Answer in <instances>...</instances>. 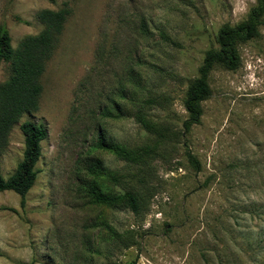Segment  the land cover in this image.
<instances>
[{
    "label": "rangeland",
    "instance_id": "rangeland-1",
    "mask_svg": "<svg viewBox=\"0 0 264 264\" xmlns=\"http://www.w3.org/2000/svg\"><path fill=\"white\" fill-rule=\"evenodd\" d=\"M255 2L0 0L13 49L42 31L40 11L71 9L39 108L20 117L0 154L6 179L23 157L19 126L47 130L24 207L0 192V264H264V23L238 46L237 70L213 69L200 122L183 129L185 92L205 52ZM8 76L3 63L0 84ZM120 84L128 99L116 94ZM107 104L112 117L100 115ZM139 110L152 132L137 123ZM99 132L140 155L98 148ZM91 184L134 193L138 212L94 204Z\"/></svg>",
    "mask_w": 264,
    "mask_h": 264
},
{
    "label": "trees",
    "instance_id": "trees-1",
    "mask_svg": "<svg viewBox=\"0 0 264 264\" xmlns=\"http://www.w3.org/2000/svg\"><path fill=\"white\" fill-rule=\"evenodd\" d=\"M54 2L55 0H47ZM247 18L235 26H222L216 37V48L208 49L198 70V76L192 79L185 92L183 106L188 118L183 122V129L188 132L193 125L200 122L202 103L210 95L209 76L215 67L228 71H235L239 67L238 46L259 37V29L264 23V0H255ZM71 15V9L64 5L59 10L45 9L37 14V19L43 29L34 36L24 38L16 49L11 46V39L7 29L0 26V65L9 68L8 78L0 84V154L8 145V136L23 114L34 113L39 108L42 94L41 76L46 63L52 57L64 25ZM142 33H148L145 24L141 26ZM124 84H120L116 94L122 99H128ZM109 104V101H107ZM108 104L101 109L102 117H112ZM114 106L116 103L111 100ZM143 104L151 105L147 100ZM135 119L145 130L152 132L154 125L145 114L139 110ZM24 138L22 160L18 163L14 173L4 179L0 176V192L11 191L20 197V206L25 205V196L37 179L36 163L41 156V142L47 138V130L42 125L24 122L19 126ZM97 147L105 149L118 158L135 161L140 152L123 146L107 142L102 132H99ZM191 162L196 163L189 155ZM89 196L94 204L108 207L125 206L134 213L138 212L139 200L132 192L106 195L91 184Z\"/></svg>",
    "mask_w": 264,
    "mask_h": 264
}]
</instances>
